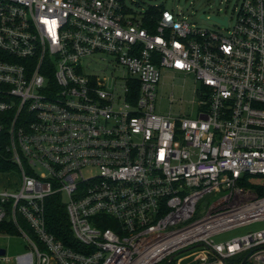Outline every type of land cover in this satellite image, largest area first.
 I'll use <instances>...</instances> for the list:
<instances>
[{"label": "built area", "instance_id": "obj_1", "mask_svg": "<svg viewBox=\"0 0 264 264\" xmlns=\"http://www.w3.org/2000/svg\"><path fill=\"white\" fill-rule=\"evenodd\" d=\"M152 8L0 0V233L29 249L0 264H264V0L215 16L227 33ZM163 69L199 82L194 117L156 112Z\"/></svg>", "mask_w": 264, "mask_h": 264}, {"label": "rangeland", "instance_id": "obj_2", "mask_svg": "<svg viewBox=\"0 0 264 264\" xmlns=\"http://www.w3.org/2000/svg\"><path fill=\"white\" fill-rule=\"evenodd\" d=\"M240 0H126L128 8L134 12L149 10L154 6H163L166 9L176 13H183L194 22L199 28L209 31H222L212 17L229 16L233 17L231 26L236 23L235 9L239 5ZM205 19H202V16ZM107 59V58H106ZM106 62L99 61L94 64L96 68H104ZM111 68V67H110ZM126 74V72H124ZM123 71L120 69L114 72V76H122ZM112 77L111 71L108 74ZM200 86L194 75L176 74L169 70H161V80L157 87L156 112L159 114L171 113L177 116H192L196 115L197 106L195 92ZM174 99L171 103L170 100ZM13 180L17 179L16 174H11ZM212 198L202 200L198 209L203 210L204 206L212 202ZM262 228L261 224H253L214 237L215 243H224L233 240L234 238L246 235L249 232H254ZM0 248L7 250V255L10 258H15L18 255H23L29 251L27 243L24 239L16 235H5L0 233Z\"/></svg>", "mask_w": 264, "mask_h": 264}, {"label": "trees", "instance_id": "obj_3", "mask_svg": "<svg viewBox=\"0 0 264 264\" xmlns=\"http://www.w3.org/2000/svg\"><path fill=\"white\" fill-rule=\"evenodd\" d=\"M159 12V9L152 8L149 14L154 17ZM154 20V19H153ZM153 23V21H152ZM148 24V23H147ZM4 159L0 157V168H11L12 165H3ZM47 224L49 232L53 233L58 239L64 242L68 247L80 250L82 247L78 245L69 225V218L66 211V206L62 201L61 196H53L47 200ZM3 225H0L2 228Z\"/></svg>", "mask_w": 264, "mask_h": 264}, {"label": "water", "instance_id": "obj_4", "mask_svg": "<svg viewBox=\"0 0 264 264\" xmlns=\"http://www.w3.org/2000/svg\"><path fill=\"white\" fill-rule=\"evenodd\" d=\"M201 18H202V19H205V16L203 15ZM212 19L215 20L216 22H220V23H222V24H224V25H227V20H226V19L223 20V21H220V20H219L218 18H216V17H212ZM3 255H5V251H4V250H0V256H3Z\"/></svg>", "mask_w": 264, "mask_h": 264}]
</instances>
